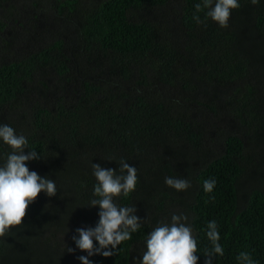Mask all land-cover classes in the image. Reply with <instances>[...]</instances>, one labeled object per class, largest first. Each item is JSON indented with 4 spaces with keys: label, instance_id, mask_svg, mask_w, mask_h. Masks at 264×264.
Instances as JSON below:
<instances>
[{
    "label": "trees",
    "instance_id": "16d2710c",
    "mask_svg": "<svg viewBox=\"0 0 264 264\" xmlns=\"http://www.w3.org/2000/svg\"><path fill=\"white\" fill-rule=\"evenodd\" d=\"M197 3L0 0V124L27 138L25 153L41 154L27 166L57 189L54 197L41 192L23 223L0 237V264H77L88 256L72 237L99 221V207H86L97 183L91 165L118 171L121 159L137 168L138 181L116 203L136 206L149 223L118 254L89 256L92 264H132L135 247L183 207L198 264L211 248L213 220L224 249L213 264H238L241 251L264 264V171L243 193L251 170L264 168L263 144L253 142L264 133V0H238L227 28L207 9L196 13ZM31 37L39 47L21 54ZM229 119L241 133L227 129ZM11 151L0 140V164ZM165 177L191 187L177 191ZM206 179L216 181L211 193Z\"/></svg>",
    "mask_w": 264,
    "mask_h": 264
},
{
    "label": "clouds",
    "instance_id": "9594fccd",
    "mask_svg": "<svg viewBox=\"0 0 264 264\" xmlns=\"http://www.w3.org/2000/svg\"><path fill=\"white\" fill-rule=\"evenodd\" d=\"M258 2L259 0H251L253 5ZM194 7L196 13L207 9V18L217 22L220 27L227 28L231 11L238 9L240 4L238 0H202V3H197ZM193 19L198 24L203 23L199 15L194 14ZM0 140L12 149L0 164V237H3L13 227L23 223L29 206L41 192L54 197L57 189L54 180L40 176L27 166L28 162L41 159V154L35 150L25 153V149H28L25 136L17 135L7 124H0ZM118 163V171L103 168L96 163L91 165L97 183L93 189L94 198L86 207L98 206L100 211L95 227L77 228L78 235L72 237L77 248L88 253V256L78 257L82 264H92L89 256L99 254L111 257L118 254L121 243L130 240L131 233L142 226V220L136 215V206L126 207L116 203L115 198L134 192L138 181L136 167L130 166L123 159ZM165 184L177 191H185L191 187L188 179L179 177H165ZM215 185L214 179H206L203 189L206 193H211ZM187 221L188 216L183 213H173L170 222L160 221L147 234L142 260L137 259L136 264H198L197 240ZM206 236L211 242V248L204 251L205 264H213L214 258L224 255L215 220L207 224ZM94 241L98 242L99 247H96ZM67 252L74 253L75 249L68 247ZM236 260L238 264H257L247 251H241Z\"/></svg>",
    "mask_w": 264,
    "mask_h": 264
},
{
    "label": "rangeland",
    "instance_id": "374dc122",
    "mask_svg": "<svg viewBox=\"0 0 264 264\" xmlns=\"http://www.w3.org/2000/svg\"><path fill=\"white\" fill-rule=\"evenodd\" d=\"M24 13H28V12H24ZM26 15L27 14H23L22 16L25 17ZM20 36L21 35H19V37ZM31 42H33V44ZM19 47L21 48V54H22V53H24L25 50H28V49L35 50V49H37L39 47V44L35 45V42L33 40V37H31L29 39H27V38L24 39L21 42V44L19 45ZM206 117H207V115H206L205 112L201 113V115H200V119L201 120H204L205 121L206 120ZM218 125H219V128L218 129H221V127L223 126L222 125V122H218ZM220 125H221V127H220ZM224 125L227 126V129H229V131L234 130V131H238L239 132V130L236 129L237 126H238V124L235 123L234 120H232V119H229L228 122H225L224 123ZM210 129L211 130H209V132H208L209 133L208 138H211L212 136H214L215 135V132H216V130L214 128H210ZM239 133H241V132H239ZM260 141L262 143H260ZM253 142L256 143V144H259V145H262L263 144L262 146L264 147V133L261 134V136L259 137V140L256 139V141H253ZM253 142L252 143H249L248 146L250 147L251 144H254ZM261 152H263V150L261 149V151H260L258 149L257 150V156L263 157V156L260 155ZM263 163H264V161H263ZM263 171H264V168H260V169H257V170H251V173H250L251 175H249V177H247L245 179V182L243 184V190H244L243 193L245 195H246V192L248 190H250L252 187H254L257 184L258 180L263 177L262 176L263 175L262 174ZM180 213L186 214L188 216L187 224L190 225V219H191V216H192V214L190 213V211L188 209H186V208L183 207L182 209L179 208L176 211V214H180ZM136 215L138 217H140V219L142 220L141 223H144V222L149 223V218H148L149 215H143L142 216L141 214L138 213V211L136 212ZM165 219H167V218H165ZM167 222H170V221H167ZM144 250H145V241L142 244H140V245H138V246L135 247V249H134L135 257H134V260H133L132 264H136V260L137 259H141L142 260V252ZM77 264H82V261L79 260V262Z\"/></svg>",
    "mask_w": 264,
    "mask_h": 264
}]
</instances>
